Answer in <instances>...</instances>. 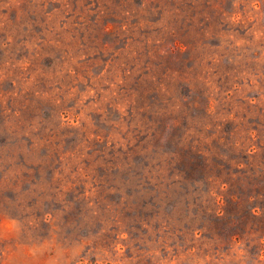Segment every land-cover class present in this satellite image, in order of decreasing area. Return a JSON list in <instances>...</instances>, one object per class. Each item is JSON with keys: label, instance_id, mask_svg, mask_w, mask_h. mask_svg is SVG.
Instances as JSON below:
<instances>
[{"label": "rangeland", "instance_id": "obj_1", "mask_svg": "<svg viewBox=\"0 0 264 264\" xmlns=\"http://www.w3.org/2000/svg\"><path fill=\"white\" fill-rule=\"evenodd\" d=\"M0 264H264V0H0Z\"/></svg>", "mask_w": 264, "mask_h": 264}]
</instances>
